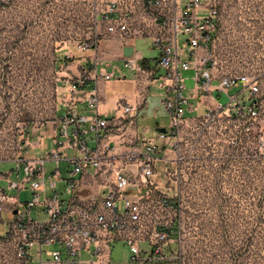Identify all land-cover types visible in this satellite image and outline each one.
Listing matches in <instances>:
<instances>
[{
	"label": "built area",
	"instance_id": "1",
	"mask_svg": "<svg viewBox=\"0 0 264 264\" xmlns=\"http://www.w3.org/2000/svg\"><path fill=\"white\" fill-rule=\"evenodd\" d=\"M60 1L73 4L80 0ZM129 1L115 0V19L104 17L109 21L107 31L115 30L123 44L135 36H146L157 49L158 65L164 70L157 80L166 90L162 104L169 116V127L165 133L156 132L153 136L134 135L131 148L119 153L99 134L100 129L108 127L106 117H92L84 125L87 117L73 110L75 102L82 97L80 89L86 78L108 80L112 72H98L95 59L87 72L68 82L64 100H61L64 111L58 117L59 137L53 140L55 147L44 158L39 155L14 157L15 181L9 179L10 172L0 173V179L6 182L5 186H0V226L6 225L4 234L10 232L14 235L18 264L27 263L33 249H36L40 262L42 245L54 246L45 251L52 264H81V261L111 264V246L117 241L127 248L128 264L225 262L200 261V249H189L182 217V202L188 197H184L176 186L167 187L170 173L166 166L176 165L181 159L176 133L185 121L183 113L188 103V96L184 94L183 72L192 71L195 89L209 92L215 88L223 92L229 102L233 100L228 94L230 88L242 85L250 93H255L257 87L245 75L226 76L217 69L213 43L217 36L219 6L215 0H144L142 10L150 16L152 29L140 25L141 21ZM112 10L110 5L107 12ZM93 44V41L76 42L75 48L86 50ZM70 57L71 50H68L66 58ZM123 64L140 70L132 54L123 58ZM244 90L245 87L242 92ZM240 92L234 99L243 96ZM84 98L89 107L96 108L98 98L95 90ZM120 106L123 119L128 118L120 124L124 132L132 126L129 115L137 107L127 101L121 102ZM255 106V100L251 99L244 112L248 118L257 115ZM224 107L218 103L201 118H210ZM89 134L93 145L88 144ZM165 148L177 156L172 158L163 154ZM45 160L56 163L49 174L48 192L43 185ZM62 160L68 162L67 178L64 179L59 171ZM160 162L164 163V178H155ZM60 180L64 181L62 192L56 189V181ZM25 187L29 197L21 199L18 193ZM63 194L67 195L65 199L61 198ZM33 208L37 218L30 215ZM4 211L10 215L8 221L2 218ZM170 245L175 248L167 250ZM82 253L87 255L86 260L81 258ZM1 257L0 261H6L4 256ZM227 262L230 264L232 261Z\"/></svg>",
	"mask_w": 264,
	"mask_h": 264
},
{
	"label": "rangeland",
	"instance_id": "2",
	"mask_svg": "<svg viewBox=\"0 0 264 264\" xmlns=\"http://www.w3.org/2000/svg\"><path fill=\"white\" fill-rule=\"evenodd\" d=\"M49 1L0 0V173L10 172L12 181L16 180L15 163L5 160L25 156L27 148L38 143L43 158L55 147L50 139H38L48 125L57 131L59 128L54 116L61 96L56 88L55 39L77 33L80 42L86 41L83 32L88 28L82 20L54 19ZM215 1L219 6L213 43L217 69L226 76L245 75L257 91L250 93L242 85L232 87L228 94L233 100L221 112L182 121L176 133L181 159L176 165L167 164V187L176 186L188 197L182 202L183 229L189 249H200V261L264 264V0ZM75 4L60 2L56 8L63 11L65 5ZM136 48L147 50V43L140 42ZM184 84L187 96L192 83L186 79ZM239 92L243 96L234 99ZM220 95L223 105L227 96ZM251 99L257 111L254 118L244 114ZM159 118L166 123L162 121L164 113ZM67 166V161L59 162L63 179L67 178ZM55 167L54 161H44L47 185ZM163 168L160 162L155 178H164ZM214 182L226 184L221 187L224 197L212 196ZM5 184L0 179V186ZM56 189L63 191V180L56 181ZM19 197L29 196L23 192ZM30 215L37 218L36 209ZM2 218L5 220L3 214ZM1 235L0 257L6 261L0 264H18L14 235ZM126 253L127 249L116 242L112 251L115 264H123Z\"/></svg>",
	"mask_w": 264,
	"mask_h": 264
},
{
	"label": "crops",
	"instance_id": "3",
	"mask_svg": "<svg viewBox=\"0 0 264 264\" xmlns=\"http://www.w3.org/2000/svg\"><path fill=\"white\" fill-rule=\"evenodd\" d=\"M144 0H130V4H133V8L136 11L135 15L138 20L141 21V26L144 28H151L152 20L150 16L142 10V3ZM60 0H52L48 2V7L53 12V17L62 18L64 21L67 19H81L83 25L87 26V31L83 32L84 40L93 41L94 44L91 45L86 50H77L75 48L76 42H80L78 39L80 35L77 33H66V36L59 37L54 41V68L56 73V88L60 92V101L57 102V108L55 110L54 116L58 119L59 116L64 111L61 104V100H64L65 87L68 82L75 79L80 74L87 72L92 66L93 60H97L96 70L98 72H112V77L108 80H102L100 78L88 77L85 79L81 89L80 97L74 105L73 110L76 114L80 116L87 117L88 120L92 117H106L109 121L107 129H100L99 134L106 138L109 143L114 146L115 150L119 153H124L128 151L133 142L134 135H145L153 136L157 131L156 128L169 127V116L168 113L163 108V100L166 97V90L162 87L160 81L157 77L164 73V70L158 65V51L151 44L149 38L146 36H135L128 43L123 44L121 42L118 33L115 30L112 32L107 31V25L109 21L105 20V16H108V20L115 19V0H80L77 4L69 6L65 5L64 10L60 11L56 8V4L60 3ZM62 3V2H61ZM112 5L113 10L107 12L108 7ZM74 6L77 7L74 9ZM140 42L147 43V50H138L136 45ZM70 43V44H68ZM124 46H132L133 53L136 64L140 67L137 71L134 68L125 66L123 64V58L125 57L122 52ZM71 50V57L66 58L67 51ZM185 73H190L184 76ZM192 71H184V81L186 79L190 80L192 83V89L188 93V103L184 109V119L185 121L196 120L201 118L209 110L214 109L220 102V92L215 88L209 92H205L201 89H195L193 87V81L191 79ZM215 83H213V87ZM92 90L96 91L98 102L96 108H91L87 105L85 96L89 95ZM227 101L224 106L229 102ZM127 101L132 105L137 107V110L129 115L132 119V126L128 127L126 131L123 132L122 126H120L121 121L126 122L128 118L123 119V112L121 110L120 103ZM160 113L165 114V118L162 121L167 123H161ZM128 117V116H127ZM155 121V122H154ZM153 122V123H152ZM56 127L47 126L46 130L39 134L38 139L43 140L44 138L50 139L53 143L54 138L59 137L57 134ZM92 136L89 134L87 136L88 144L93 145L91 140ZM39 146H30L25 154L26 157H32L33 155H39ZM70 154V151H67ZM163 154L168 157L172 156L171 150L168 148L163 149ZM5 161H12L8 159ZM2 162V161H0ZM15 163V162H14ZM45 191L48 192L49 185L43 182ZM225 183H213V191L215 194L212 196L214 198L220 199L224 197L225 194L222 193V188ZM29 192L27 187L18 193ZM5 217L4 221H8L10 215L7 211L3 212ZM6 225L0 226V235L6 230ZM119 242V241H117ZM114 242L110 250L111 264H115L112 259V251L114 248ZM125 248L126 246L120 242ZM54 248L53 245H42L40 262L36 256V249L31 251L32 257L25 264H52L50 256L45 252L46 250ZM175 248L174 245H170L167 250ZM127 249V248H126ZM126 258L123 264H128L126 253ZM83 260L87 259L85 253L81 254ZM81 264H87L86 261H81Z\"/></svg>",
	"mask_w": 264,
	"mask_h": 264
},
{
	"label": "water",
	"instance_id": "4",
	"mask_svg": "<svg viewBox=\"0 0 264 264\" xmlns=\"http://www.w3.org/2000/svg\"><path fill=\"white\" fill-rule=\"evenodd\" d=\"M122 52H123L124 56L128 57V56H130L133 53V47L132 46H124L122 48ZM156 131L165 133L166 129L160 127V128H156Z\"/></svg>",
	"mask_w": 264,
	"mask_h": 264
}]
</instances>
